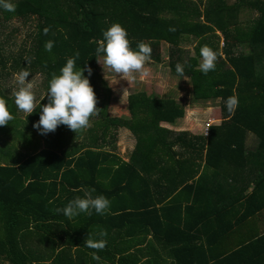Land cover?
Listing matches in <instances>:
<instances>
[{
	"label": "trees",
	"instance_id": "1",
	"mask_svg": "<svg viewBox=\"0 0 264 264\" xmlns=\"http://www.w3.org/2000/svg\"><path fill=\"white\" fill-rule=\"evenodd\" d=\"M12 2L16 4L15 12L0 8V36L3 35L1 28L13 19L34 22V26L28 35L29 42L17 53H7L0 43V98L17 107L13 96L5 94L2 82L22 70H28L29 77L40 74L47 93L53 74L60 75L67 59L78 51L75 70L85 69L84 76L93 87L101 111L91 118L92 126L85 131L76 134L60 125L55 132L41 135L38 130L30 134L24 129L34 128L39 121L42 112L39 106L48 103L46 94L29 116L20 117L19 110L16 112L14 106H7L14 119L0 126V143L4 142L0 146V264H45L47 259L57 258L71 246H81L76 252H89L91 256L95 250L85 247V239L89 234L94 240L104 238L99 232L89 231L95 225L107 231L105 239L110 238L113 228L120 233V238H139V243L151 231L153 240L168 246L175 264H264V231L233 238L245 221L264 210V176L256 181L251 192L248 188L252 180L248 179L235 193L236 197L207 200L205 203H214L213 215L207 227L199 221V228L194 232L182 218L175 220L165 215L168 223L161 221L163 209L168 210L166 213H176L191 208L184 207L183 201L177 198L167 200L186 180L174 185L163 199H146V160H151L150 154L158 156L159 151L155 149L158 144L201 145L206 150L205 167L212 169L217 178L225 177L228 165H236L232 166L236 173L241 162L247 165V132L258 136L264 153V0H235L233 4L224 0ZM241 9L258 14L244 27L239 21ZM113 23H119L127 31L132 50L137 51L141 41L150 45L154 63L163 61L161 43L168 45L170 73L189 79L195 99L218 97L221 122L211 125L205 137L188 132L168 135L169 131L157 128L158 123L183 117L184 106L173 97L143 91L128 94L129 118L108 116L103 106L108 89L101 80L105 87L101 99L96 85L100 79L97 59L104 54L97 56L96 48L103 32ZM45 28L50 29L47 35ZM190 37L199 40L196 57L180 46ZM221 37L222 47L219 46ZM47 41H54L51 52L45 50ZM205 45L217 53L216 68L207 75L198 68L200 48ZM233 45L246 46L247 55H235ZM220 52L224 53L223 57ZM177 63L184 66L182 77L176 73ZM88 67L92 69L91 76ZM233 95L239 103L234 113H229L225 102ZM119 126L128 128L136 138L128 162L113 151L114 128ZM5 136L11 141H6ZM17 136L25 140H17L16 144L30 146L35 138V147L30 152H21L14 145ZM202 179L201 176L195 182L197 187L204 182ZM231 182L232 188L236 187L233 183L238 186L235 178ZM88 189H95L93 196L102 194L111 201L107 214L99 216L93 210L91 216L81 213L69 220L56 212L77 196L83 198L84 190ZM32 238L38 243L37 250L28 244ZM221 238L231 239L233 246H239L229 247L226 254H209L208 249ZM125 252L119 251L121 259L126 257ZM65 254H71V250ZM103 254H107L105 249L97 252V255ZM136 262L135 259L133 263Z\"/></svg>",
	"mask_w": 264,
	"mask_h": 264
},
{
	"label": "crops",
	"instance_id": "2",
	"mask_svg": "<svg viewBox=\"0 0 264 264\" xmlns=\"http://www.w3.org/2000/svg\"><path fill=\"white\" fill-rule=\"evenodd\" d=\"M224 1L227 4H233L235 2V0ZM249 14L256 15L254 12L249 11L248 9H241L239 21L243 27L249 22L248 18L246 17ZM217 34L220 36L219 33ZM188 39L186 43L180 46L189 52L188 48L185 47V44L192 42L190 45H193V49L191 50L192 52H189V55L191 57H196L195 49L199 40L194 37H190ZM219 43H222L223 46L222 37L220 38ZM163 45L166 44L161 43V47ZM166 46L168 49V45ZM232 52H234L235 55H247L248 49L246 46L237 45L234 47L233 45ZM220 55L223 57L224 53L220 52ZM200 63L201 59L199 60V64ZM128 94L129 93H127L125 99L126 111H120L121 114L119 115L115 113L112 114L109 111L107 112L108 116L123 119L130 117L129 110L127 108ZM175 99L182 103L185 109V114L183 117H179L173 122L160 121L158 123L157 128H164L165 130L169 131L168 135L170 134L171 136H174L178 133L188 132L190 135L205 137V135L208 134L209 127L211 125L219 124L222 120L223 115L221 114L220 99L218 97L207 99H195L193 97V103L191 105L187 104L185 100L180 101L179 98ZM214 103H217L215 108L213 107ZM207 122L210 124L208 126L207 132L205 133V124ZM114 129V133H116V140L114 142L115 146L113 151H115V153L118 154V156L122 158L123 161L128 162L134 150L136 138L133 133L124 126H119ZM155 149L159 151L158 156L150 154L149 156L151 160H146V184L148 190L146 199H163L165 194L168 191H171L174 185H180V182L186 180V182H183L170 197H167V200L177 198L183 201L184 207L188 208L191 206V208L184 209L182 212L177 211L176 213H166L168 210L163 209L162 216L164 218H161V221L164 224L168 223L165 215H169L171 219L175 220H180L182 218L184 223L192 228V232L198 230L199 221L203 223V226H208L209 218L213 215L211 207L214 206V203H205L207 200H223L234 196L236 197L235 193H237L239 189L241 190V187H244L248 179L249 181L252 180L251 187L248 188V191L251 192L256 181L264 176V153L260 150L258 136L253 132H247L245 137V154L247 156V165L241 162L242 166L238 169V173H236L234 170L235 167H232L236 165H228V167L225 169L226 172L224 173V178H217L212 169H207L205 167L206 150L203 149L201 145L198 146L196 144H192L185 146L180 143L164 145L158 144L155 146ZM201 176L203 177L202 181L204 182L201 184V186L197 187L195 182ZM234 178L238 180L239 183L238 186L234 185L233 183V186L236 187L232 188L231 179ZM159 206H162V203ZM101 230H103V228L100 225H95L94 227L89 228V231L94 232H100ZM252 231L256 233H261L264 231V210L255 217H251L245 221V223L240 226L239 232L233 234V238H237L239 235L243 236L246 233ZM111 232L112 233L109 239H105V237L102 238L107 241L106 247L104 248L107 254L99 255L101 258L100 261H93L89 252H76V250H78L77 248L81 249L83 247L71 246V249L69 250H71L72 255L65 254L69 251L68 250L57 258L52 257L47 259L48 261H46L45 264H175V260L170 255L171 251L168 249V246L165 247L153 240L151 231L146 233L145 238L141 239L140 243L139 238L134 239L133 237L129 236L120 238V233L118 231H114L113 228L111 229ZM28 244L31 249H38V243L36 239L32 238ZM238 246V244L233 246L231 239L221 238L217 244L215 243L208 249V253L215 254V256L217 253L226 254V250L229 247L236 248ZM120 250L126 251L124 254L126 257L123 259H121L120 255L118 254ZM135 259L137 262L133 263Z\"/></svg>",
	"mask_w": 264,
	"mask_h": 264
},
{
	"label": "clouds",
	"instance_id": "3",
	"mask_svg": "<svg viewBox=\"0 0 264 264\" xmlns=\"http://www.w3.org/2000/svg\"><path fill=\"white\" fill-rule=\"evenodd\" d=\"M0 8L7 12H15L16 4L12 0H0ZM49 28L44 29L47 35ZM174 31V29H170ZM127 31L119 24L113 23L103 32V39L98 42L96 55L104 54L103 65L97 59V62L107 68L110 72L116 74L120 79H125L130 83V79H135V74L142 77L150 75L147 64L152 61V48L150 45L139 42L138 50L134 51L130 47V41L127 38ZM54 47V41L45 43V50L51 52ZM79 52L74 57L68 58L66 64L60 69V75L53 74L46 93L48 103L41 105L42 108L39 121L33 125L41 135L55 132L58 126L65 125L73 132L80 133L90 128L91 118L98 116L101 109L97 107V98L90 81L84 76V68L76 69V60L79 58ZM201 63L199 70L207 75L216 68L217 53L209 46L200 48ZM88 75L91 76L92 69L87 68ZM176 73L179 76L184 75V66L176 64ZM28 70H22L16 74L15 79L19 90L15 92V104L18 110L31 115L36 111L37 103L34 94V83L27 78L30 76ZM105 79L107 77L105 76ZM108 80V79H107ZM185 80V79H184ZM109 81V80H108ZM118 83V79L114 84ZM110 84V81H109ZM113 84V85H114ZM226 107L229 113H234L238 107V97L230 96L226 100ZM14 117L7 108L6 101L0 98V126H6ZM95 189L84 190V196H77L70 201L64 208H57V213H62L69 220L86 213L91 216L93 210L96 214L104 215L110 210L111 201L104 195L93 196ZM98 235L106 237L107 231L101 230ZM105 239L94 240L89 234L84 241L85 247L93 249L91 256L94 260L100 261L97 252L106 247Z\"/></svg>",
	"mask_w": 264,
	"mask_h": 264
},
{
	"label": "rangeland",
	"instance_id": "4",
	"mask_svg": "<svg viewBox=\"0 0 264 264\" xmlns=\"http://www.w3.org/2000/svg\"><path fill=\"white\" fill-rule=\"evenodd\" d=\"M230 1V0H228ZM257 15V14H256ZM254 14H249L246 16L248 20H251L256 17ZM34 22H26L23 23L18 19H13L9 23L6 24V27L1 28L3 35L0 36V43L5 48L7 53H17L20 48L24 45L25 42H29L28 35L31 34L33 30ZM192 42L185 44V47L188 48L189 52H192L193 45L191 46ZM222 46V43L220 44ZM167 46L163 45L161 47L162 59L163 61L159 64L151 63L147 64L146 67L148 68L150 75L147 77H142L139 74H135V79H130V83L125 79H120L116 76V74L110 72L107 68H103V56H101L98 60L100 63L97 65V73L100 76V79L96 80V85L98 86L99 90L101 91L100 94L104 96L105 87L102 85V82L106 85L108 89V94L105 96L104 104L106 112H111L112 114H121L120 111H126L125 108V99L127 93L132 91L140 90L147 94H153L157 96H171L175 98H179L180 101L185 100L187 104L193 103V87L189 79L187 78H177L173 76L168 68L167 65ZM16 75H12L7 80L2 82V85L6 88L4 90L5 94L8 97H12L13 102L15 103V92L19 90V85L15 79ZM105 76L107 79H105ZM29 81L34 83V94L36 97V103L46 94V87L43 80V77L38 74L32 77L27 78ZM118 79V83L114 84L115 81ZM185 79V80H184ZM102 80V82H101ZM114 84V85H113ZM14 94V95H13ZM100 100V99H99ZM98 102V100H97ZM98 104V103H97ZM7 106H14L11 104L6 103ZM217 103L213 104L215 108ZM15 107V106H14ZM16 112L18 111L17 107H15ZM25 113L19 110L17 114L20 117H23ZM27 130L30 134H35L37 129L34 128H26L24 131ZM6 137V141H11V138ZM26 138L27 136L24 135ZM39 139V138H38ZM17 140H25L22 137L17 136L14 145H16L17 149L21 152L31 151L32 147L36 145V139L33 138V142L31 146L29 144H16ZM22 142V141H21ZM42 143V139L40 140ZM0 146H4V142L0 143Z\"/></svg>",
	"mask_w": 264,
	"mask_h": 264
},
{
	"label": "built area",
	"instance_id": "5",
	"mask_svg": "<svg viewBox=\"0 0 264 264\" xmlns=\"http://www.w3.org/2000/svg\"><path fill=\"white\" fill-rule=\"evenodd\" d=\"M209 122H207L206 124H205V133L207 132V129H208V126H209Z\"/></svg>",
	"mask_w": 264,
	"mask_h": 264
}]
</instances>
